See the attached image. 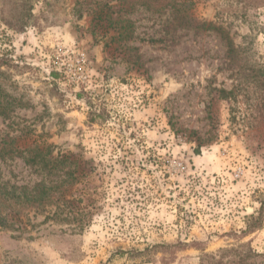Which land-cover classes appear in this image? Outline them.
<instances>
[{
    "label": "rangeland",
    "instance_id": "obj_1",
    "mask_svg": "<svg viewBox=\"0 0 264 264\" xmlns=\"http://www.w3.org/2000/svg\"><path fill=\"white\" fill-rule=\"evenodd\" d=\"M190 1L180 25L129 0H0V142L74 155L56 174L0 157L5 188L71 184L48 211L74 216L0 206V264H200L242 244L257 255L239 264H264V214L243 234L264 202V114L246 76L264 61V5ZM98 13L132 21L134 38ZM234 86L232 122L215 88ZM177 242L191 246L155 247Z\"/></svg>",
    "mask_w": 264,
    "mask_h": 264
},
{
    "label": "trees",
    "instance_id": "obj_2",
    "mask_svg": "<svg viewBox=\"0 0 264 264\" xmlns=\"http://www.w3.org/2000/svg\"><path fill=\"white\" fill-rule=\"evenodd\" d=\"M122 2V0H120ZM129 5L130 8L121 9L124 11L131 12V9L135 5H142L147 6V8L154 9L155 11H164L167 7L173 9V14L175 19L177 20L178 24L180 25H189L192 22L191 18V10H192V2L190 0H129V3L125 2ZM260 5H264V0H259ZM108 11L106 15L117 12L113 6L108 5ZM121 10V11H122ZM120 11V9H119ZM103 14H99L95 17L98 19V22H101L104 19H107V26L114 27L116 31L119 32V39L120 40H131L134 38V26L132 21L129 19H123L118 16L116 20L110 18L111 16H102ZM209 28H216L212 24L207 26ZM225 39L228 41L229 46V55L231 60H235L236 55L239 53L240 47H235L233 41L228 37L225 36ZM250 72L246 75L250 85L254 86V90L257 93V98L259 100V109L261 114H264V61L259 63L258 65H252ZM215 91L218 92V96L220 99H223L229 102L230 106V113H231V121L234 122L236 120V109L235 103L238 102V95H239V87L234 86L231 89H227L225 87L215 88ZM96 112L90 111L88 114V119L90 123L95 121ZM264 117V115H263ZM6 156L10 157H20L23 158L26 164L37 167L38 169L48 172V173H58L61 169L64 168L67 160H70L74 155L71 153L67 154H58L54 155V150L52 145L47 143H39L34 142L30 145L18 147L14 144H5L0 142V157L5 158ZM71 184L66 186H57L49 187L43 183H38L32 188H22L20 191L17 189L12 188H5L0 184V206L2 208H15L18 210V213L26 212L27 210L35 209L40 213H46L53 205H56L60 198L57 197V191L63 187L64 192L67 189H70ZM62 190V191H63ZM55 191V192H54ZM62 194V192H60ZM65 201V199H64ZM61 211V210H60ZM48 211L46 218H51L58 221H67L71 222L74 216L71 208L68 211ZM2 212L0 211V214ZM264 214V202L262 204L261 209L259 210L258 214L253 215L250 217V221L248 223L247 229L243 231V234L246 235L248 233L253 232L254 230L258 229L262 223ZM8 222L5 221L2 217H0V225L4 227H8ZM188 245L187 243L177 242L171 244H159L155 247L160 248L163 253H167L168 250L171 253H174V249H185ZM242 248V251L239 249ZM247 248V250L243 249ZM257 255L254 250L246 244H242L236 248H225L219 250L217 253H203L200 256V264H239V262H244V258L247 256ZM225 257H230L228 261L225 263L223 259Z\"/></svg>",
    "mask_w": 264,
    "mask_h": 264
},
{
    "label": "built area",
    "instance_id": "obj_3",
    "mask_svg": "<svg viewBox=\"0 0 264 264\" xmlns=\"http://www.w3.org/2000/svg\"><path fill=\"white\" fill-rule=\"evenodd\" d=\"M70 71H74V79H73L74 82L81 81L84 73L79 72L81 71L80 68L73 67V69H70Z\"/></svg>",
    "mask_w": 264,
    "mask_h": 264
}]
</instances>
